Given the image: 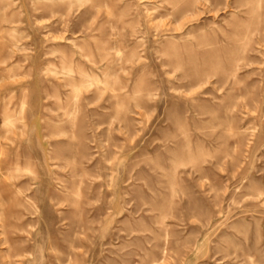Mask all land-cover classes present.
Segmentation results:
<instances>
[{
    "label": "rangeland",
    "instance_id": "1",
    "mask_svg": "<svg viewBox=\"0 0 264 264\" xmlns=\"http://www.w3.org/2000/svg\"><path fill=\"white\" fill-rule=\"evenodd\" d=\"M0 264H264V0H0Z\"/></svg>",
    "mask_w": 264,
    "mask_h": 264
}]
</instances>
